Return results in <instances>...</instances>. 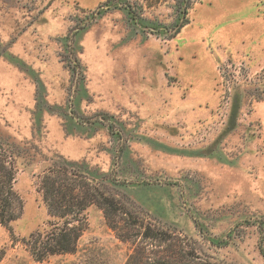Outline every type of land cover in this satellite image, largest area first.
<instances>
[{
	"label": "rangeland",
	"instance_id": "obj_1",
	"mask_svg": "<svg viewBox=\"0 0 264 264\" xmlns=\"http://www.w3.org/2000/svg\"><path fill=\"white\" fill-rule=\"evenodd\" d=\"M203 1L0 0V143L22 200L0 264H264V65L209 31L213 81L179 80V44L205 61L187 36ZM221 61L239 72L225 106ZM59 164L115 211L91 204L75 250L36 261L24 240L56 222L39 186Z\"/></svg>",
	"mask_w": 264,
	"mask_h": 264
},
{
	"label": "trees",
	"instance_id": "obj_2",
	"mask_svg": "<svg viewBox=\"0 0 264 264\" xmlns=\"http://www.w3.org/2000/svg\"><path fill=\"white\" fill-rule=\"evenodd\" d=\"M183 21L176 33L187 23ZM15 173L8 152L0 143V224L9 226L17 219L22 210V200L14 188ZM48 213L56 222L46 233L30 234L24 240L30 254L36 261L63 253H72L77 241L86 227L85 211L93 203L98 204L104 216L111 219L115 208L91 180L77 172L72 165L59 164L47 170L39 186ZM146 236L148 230L145 231ZM145 264H167L154 260Z\"/></svg>",
	"mask_w": 264,
	"mask_h": 264
},
{
	"label": "crops",
	"instance_id": "obj_3",
	"mask_svg": "<svg viewBox=\"0 0 264 264\" xmlns=\"http://www.w3.org/2000/svg\"><path fill=\"white\" fill-rule=\"evenodd\" d=\"M203 5L212 7L203 11L199 21L201 28L197 27L187 36L191 41L192 58L199 54L205 61L197 59L185 65L182 62L185 51L179 44V55L174 64H177L175 71L180 81H213L211 63L222 51L211 52L207 45L201 44L202 37L208 38L209 31L215 36L209 38L210 41L217 40L226 47L238 48L240 55L248 56L255 64L264 65V12L258 8L257 0H205L199 3L198 8ZM186 33L181 32V36ZM198 99L203 97H196Z\"/></svg>",
	"mask_w": 264,
	"mask_h": 264
},
{
	"label": "built area",
	"instance_id": "obj_4",
	"mask_svg": "<svg viewBox=\"0 0 264 264\" xmlns=\"http://www.w3.org/2000/svg\"><path fill=\"white\" fill-rule=\"evenodd\" d=\"M222 62L223 61H221V63H218L215 69L218 75V81H220L219 86H218L220 89V99H221L220 101L225 106L226 104H228V101H229L228 93L230 92V84L228 81H238L239 72L231 74L229 71H227L225 64ZM245 67H246V61L244 60V58H241L238 61V69L243 70L245 69Z\"/></svg>",
	"mask_w": 264,
	"mask_h": 264
}]
</instances>
